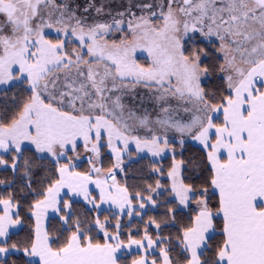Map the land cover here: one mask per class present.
<instances>
[{"label":"snow or ice","instance_id":"1","mask_svg":"<svg viewBox=\"0 0 264 264\" xmlns=\"http://www.w3.org/2000/svg\"><path fill=\"white\" fill-rule=\"evenodd\" d=\"M0 264H264V0H0Z\"/></svg>","mask_w":264,"mask_h":264}]
</instances>
